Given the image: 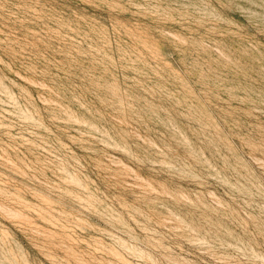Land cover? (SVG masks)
Masks as SVG:
<instances>
[{
  "label": "rangeland",
  "instance_id": "374dc122",
  "mask_svg": "<svg viewBox=\"0 0 264 264\" xmlns=\"http://www.w3.org/2000/svg\"><path fill=\"white\" fill-rule=\"evenodd\" d=\"M0 264H264V0H0Z\"/></svg>",
  "mask_w": 264,
  "mask_h": 264
}]
</instances>
